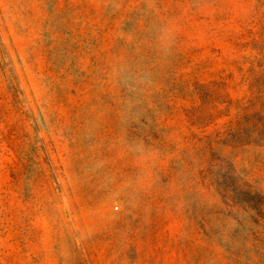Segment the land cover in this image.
Listing matches in <instances>:
<instances>
[{
	"label": "rangeland",
	"instance_id": "obj_1",
	"mask_svg": "<svg viewBox=\"0 0 264 264\" xmlns=\"http://www.w3.org/2000/svg\"><path fill=\"white\" fill-rule=\"evenodd\" d=\"M0 264H264V0H0Z\"/></svg>",
	"mask_w": 264,
	"mask_h": 264
}]
</instances>
